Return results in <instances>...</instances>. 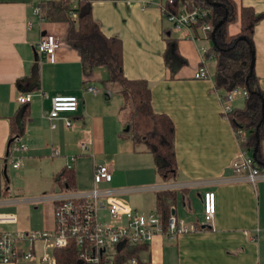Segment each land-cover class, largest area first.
Wrapping results in <instances>:
<instances>
[{"label": "crops", "instance_id": "crops-1", "mask_svg": "<svg viewBox=\"0 0 264 264\" xmlns=\"http://www.w3.org/2000/svg\"><path fill=\"white\" fill-rule=\"evenodd\" d=\"M37 1L0 0V214L10 213L16 216L14 222L0 223V227L6 230L52 229L53 203L49 200L32 202L26 198L51 194L61 188V185L54 182V174L66 164L70 156L68 151L74 146H79L81 154L90 156L94 161L92 145L94 141L98 145L103 141L102 117L100 116V125L96 126L92 118L99 114L91 113L82 99L83 107L80 108L79 104L76 111L65 112L72 117V126L65 127L61 119L56 120V128L51 129L49 125L46 115L55 95H79L85 91L93 93L85 90V83L94 85V80H103L107 76H102L104 70H96L100 66L94 67L90 75L84 73L79 51L65 40L68 28L66 21H49L44 18L39 25L38 18L32 11ZM90 2L92 15L99 22L102 31L107 35H117L122 41L124 75L127 78H145L151 89V107L154 111L169 115L174 124L177 168L173 178L163 179L155 170L152 154L141 145L134 147L129 137L132 147L113 149L111 152L114 157H135L138 156L136 151L151 154L154 172L158 177H153L151 173L146 182L184 184L159 190L174 192L170 212L185 221L200 222L203 217V193L208 189L215 191V213L211 223L202 225L197 231L156 235L139 251L137 264H264V180L252 184L231 179L235 175L231 161L239 150V143L230 119L222 113L221 94L227 91L215 87V58L212 53L204 60L209 76L195 78L193 75L201 63L204 54L202 48L209 49L212 41L204 38V33L199 30L195 31V38L185 31L171 29L161 10L167 0ZM236 2L238 5L250 6L256 12L264 11V0ZM29 20L33 22L31 27H27ZM233 25L230 26L231 31H237L238 25ZM166 27L170 28V35L176 39L179 54L185 60L174 77L170 76L169 68L164 63L166 43L163 31ZM44 32L56 34L61 41L55 50L53 61L44 56L40 58L35 49L37 39ZM253 43V67L260 86L264 89V17L254 26ZM36 59L39 63L37 86L27 90L34 94L27 103L28 114L23 133L19 134L27 144V149L21 153V164L11 166L19 168L23 165L26 153V156L32 153L33 157L37 154L38 158L46 153L50 157L62 158L64 163L57 165L49 185L42 189L45 193L34 195L23 189H13L8 181L2 180V173L4 174L3 168L7 161L11 118L22 107L16 101V95L21 91L17 83L22 86L26 84L25 77L29 76L31 65ZM35 82V79H31L28 85ZM105 84L108 85L109 82L105 81ZM38 90L43 94L38 95ZM106 93L109 96L111 91ZM244 100V93L233 94L230 99L232 108L242 107ZM113 137L116 144L114 146L118 147L119 139L117 135L113 134ZM82 140L90 141L88 147L81 149ZM55 149L59 150V154L53 153ZM112 180L113 176L110 182ZM76 187L84 188L78 186L77 182ZM159 190L147 189L127 194L154 192L153 209H157L155 195ZM40 206L45 207L44 216L36 223L32 220L31 211ZM26 245L28 241L21 242L20 247ZM33 246L37 254L48 250L43 246L42 240L34 241ZM13 264L43 263L19 259Z\"/></svg>", "mask_w": 264, "mask_h": 264}, {"label": "trees", "instance_id": "trees-1", "mask_svg": "<svg viewBox=\"0 0 264 264\" xmlns=\"http://www.w3.org/2000/svg\"><path fill=\"white\" fill-rule=\"evenodd\" d=\"M182 4L189 9L197 5L209 9L208 14L197 24L209 22L214 26L226 15L225 20L215 31L216 44H212L204 56L209 57L212 53L215 58L213 78L216 88L227 91L240 86L246 91L243 106L232 108L227 116L233 127L241 126L245 129V139L241 142L244 149L253 151L258 140L253 160L259 168H264V89L260 86L254 67L250 71L251 51H254L253 29L256 22L264 17V11L256 12L250 6L238 5L236 0H172L164 4V13L168 10L177 11ZM40 8L45 19L68 23L65 40L79 51L86 75H90L94 67L104 66L108 76L103 81H117L120 84V94L125 101L137 98L136 110L145 113L150 120V127L138 132L133 129L135 126L133 122L126 120L125 125L128 124V129L122 130L121 135L129 137L134 147L141 145L152 154L155 170L163 179L173 178L177 168L173 121L166 113L154 111L151 107V89L145 78H127L124 75L121 39L117 35H107L102 31L99 22L92 15L90 0H77L75 4L69 0H43L40 2ZM72 13L76 14L75 19L71 16ZM233 24L238 25L237 31H231L230 26ZM163 32L166 43L164 63L169 68L170 76L174 77L185 60L179 54L176 39L170 35V28L166 27ZM208 36L211 37V30L208 31ZM38 72L39 63L36 59L31 65L29 76L25 77L26 84L22 86L21 83H17L18 88L21 91L35 88ZM31 79H35V85H28ZM88 80L87 77L86 81ZM221 96L224 97L225 94L222 93ZM27 103H20L22 107L18 114L11 118L10 137L15 133H23L24 121L28 114ZM4 174L6 175V171ZM5 181H8L6 177ZM54 182L62 188H77L73 165L68 167L65 164L56 172ZM173 200L174 192L171 190L156 192V208L164 220L171 211L170 205ZM116 247L112 264H123L128 257L138 256L145 245H133L122 241L116 244ZM53 254L55 264H90L86 262L81 248H78L73 237L68 239L66 245L54 247Z\"/></svg>", "mask_w": 264, "mask_h": 264}, {"label": "built area", "instance_id": "built-area-1", "mask_svg": "<svg viewBox=\"0 0 264 264\" xmlns=\"http://www.w3.org/2000/svg\"><path fill=\"white\" fill-rule=\"evenodd\" d=\"M38 0L32 8L33 14L37 16L38 23L44 20L41 13L40 2ZM75 4L77 0H69ZM172 0H167L171 2ZM164 4L161 7L164 13ZM209 12L207 7L197 5L187 8L184 4L177 11L168 10L164 16L169 22L171 29L185 31L195 37V31L204 33V38H208V31L213 29L209 22L198 21ZM71 16L75 19L76 14ZM33 22L27 21V27H31ZM197 24V25H196ZM196 26V28H194ZM61 44L57 35L52 32H44L37 39L35 49L39 57L55 59V50ZM203 53L206 49L202 48ZM205 56L201 57V63L194 72L195 78H207L209 71L204 64ZM85 90L97 92V88L92 83H85ZM246 91L236 86L227 90L225 96H221L222 113L227 116L232 110L230 99L233 94ZM33 92L19 91L16 101L19 103L29 102L33 97ZM42 95L41 91H37ZM80 98L74 94H57L52 98L50 110L46 117L49 120L51 129L56 128V120L61 119L65 127L69 128L73 124V119L65 112H74L78 109ZM239 150L231 161V167L235 173L231 177L235 181H245L256 183L264 180V168H259L253 160L252 151L241 146L245 139V129L241 126L233 127ZM89 140L80 142L81 149L88 147ZM27 149V144L22 140L21 135L13 134L10 137L7 161L13 167L21 164V153ZM54 154H59L55 149ZM75 155L68 157V167L72 166ZM112 170L107 163H93L92 183L89 188H60L51 194H42L34 197H27L26 200L32 202L51 201L54 205V227L52 229H31V230H6L0 227V263L13 264L19 259L35 260L43 264H55L53 254L54 247H61L67 244L68 239L73 237L78 248H81L84 258L90 264H112L113 256L116 253V244H148L156 235H175L186 231H197L202 225L211 223L215 213V191L208 189L203 193V217L200 222L185 221L183 218L170 212L164 220L162 214L157 209L142 212L137 208L129 206L123 199L124 193L132 191H143L147 189L159 190L173 188L174 186H184L182 183L170 182L163 184L135 185L122 187H105L104 182H110ZM1 201V200H0ZM16 221V216L10 213L0 214V223H10ZM42 240L43 246L48 249L40 254L35 252L33 242ZM28 241V245L21 246V242ZM138 256H130L123 264H137Z\"/></svg>", "mask_w": 264, "mask_h": 264}, {"label": "rangeland", "instance_id": "rangeland-1", "mask_svg": "<svg viewBox=\"0 0 264 264\" xmlns=\"http://www.w3.org/2000/svg\"><path fill=\"white\" fill-rule=\"evenodd\" d=\"M233 26L236 27L237 25ZM99 69L104 70V73H102L103 77L108 76L106 67L100 66L96 68V70ZM94 82L95 87L98 88L96 94L85 91L77 96L80 98V108L83 107L82 99L84 104L86 102V106H88V110L91 113L99 114V116L92 118V122L96 126L100 125L102 119L101 136L103 141L100 145L97 144V141H94L95 143L92 145V151L95 153L94 161L90 156L81 154L79 146H74L70 149L71 151H68L70 155H78H75V160L77 158V161L74 160L75 163L71 161L75 168L78 186H83V189L90 187L93 162L107 163L112 169V182L102 183V186L118 187L155 183L146 182L151 173L153 177L157 176L154 172L151 154L136 151L138 156L135 157H114L111 152L115 148L130 149L132 147L131 140L121 135V131H124L125 127L128 126V124L125 125L123 123L124 120H131L135 125L133 129L138 132L150 127V120L145 113L136 110V104L138 105L137 98L125 101L123 95L120 94V84L117 81H109L108 85L102 79H96ZM108 91H111L109 96L106 93ZM90 96L93 99L90 100ZM113 134L117 135V139H119L118 147L114 146L116 144L114 143ZM26 154L24 163L19 168H13L11 162L6 161V175L2 173V180L6 177L13 189H23L29 194L37 195L39 192H43L42 189L45 186L49 185L52 173L58 164L64 163V160L60 157H50L46 153L41 158H38L37 154L35 157H33L32 153H28L27 156ZM153 194L154 192L124 193L122 199L129 206H137L140 211L147 212L151 208H155ZM44 209V206H40L38 209L31 211V217L34 222H40L44 216Z\"/></svg>", "mask_w": 264, "mask_h": 264}, {"label": "water", "instance_id": "water-1", "mask_svg": "<svg viewBox=\"0 0 264 264\" xmlns=\"http://www.w3.org/2000/svg\"><path fill=\"white\" fill-rule=\"evenodd\" d=\"M226 18V15H224L214 26H213V29L211 30V41H212V44H216V41H215V31L216 29L221 25V23L225 20ZM253 65H254V51H251V59H250V71L251 69L253 68ZM258 126V125H257ZM125 129H128V126L125 127ZM256 136H257V132H256ZM257 143H258V140L256 141V145L254 146L253 148V151H252V155L255 156V153H256V150H257ZM264 166V165H263ZM6 171V165L4 166L3 168V172L5 173Z\"/></svg>", "mask_w": 264, "mask_h": 264}]
</instances>
